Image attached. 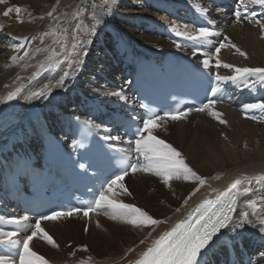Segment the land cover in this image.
Wrapping results in <instances>:
<instances>
[{"label": "bare ground", "instance_id": "6f19581e", "mask_svg": "<svg viewBox=\"0 0 264 264\" xmlns=\"http://www.w3.org/2000/svg\"><path fill=\"white\" fill-rule=\"evenodd\" d=\"M16 6L21 8L23 22L17 20L15 12L2 15L7 8ZM197 6L207 12L199 11ZM168 7L177 10L182 18L167 15ZM53 8L52 16H48ZM183 8L201 12L217 35L197 40L177 36L174 27L194 31L189 28L190 13ZM244 13L251 14L249 19L264 21L261 5L249 4ZM96 20L100 23L92 34L90 29ZM122 36L131 48L135 46L155 54L169 52L181 56L186 53L194 55L202 64L210 59L209 67L220 75H235L234 68L223 67L224 63L264 68V35L259 24L249 23L248 19L237 22L235 15L202 0H5L0 3V37L6 39L0 44V100H3L0 102V148L7 141L18 144L23 140L33 144L31 125L37 115H42L54 130L63 133V118L68 114L96 121L106 111L122 109L130 103L127 68L120 56L124 48ZM21 37L28 39H19ZM220 42L227 46L217 54L215 50ZM74 43L75 49L72 48ZM231 44L244 51L247 58L240 56ZM16 45H22L19 51L14 49ZM53 51L59 63L48 67L47 57ZM25 52L29 55L19 59ZM217 58L222 62L220 66L216 64ZM41 64L45 66L41 68ZM224 83L234 88L229 89L227 100L217 101L212 111L222 113L226 124H221L207 110L192 111L186 118L167 120L153 132L172 144L185 162L205 178L202 187L196 180L183 179H174L165 185L161 177L148 172H136L132 176L129 171L124 177L125 187L134 192L133 197L142 209L154 219L167 223L137 227L111 219L109 209H100L103 213L90 220L83 213H76L57 221H41V226L61 249L39 237H34L29 247L49 264H80L81 261L128 264L135 261L152 240L181 221L197 201L214 194L212 189H226L235 179L247 177L240 186L233 221L207 251L205 263L217 262L215 258L222 261L231 247L238 254L240 249L245 250L249 264H264V232L259 222L264 218V203L258 199L264 197V111L252 109L246 114L243 111L246 104L264 103V81L259 76H247ZM111 86L115 88L112 90ZM17 87L21 88L19 95L7 100V93ZM41 89H45V95L33 96ZM217 176L219 179H215ZM151 180H154L152 185ZM197 187L200 190L185 204L184 200ZM244 187L249 189L247 193L243 192ZM116 193L112 198L119 201H125L128 196L119 188ZM249 200H256L257 208H250ZM97 210L91 212L90 217ZM243 212L248 213L246 222L241 215ZM70 241H83L87 246L73 251L76 245L66 246Z\"/></svg>", "mask_w": 264, "mask_h": 264}, {"label": "snow or ice", "instance_id": "6c2138e0", "mask_svg": "<svg viewBox=\"0 0 264 264\" xmlns=\"http://www.w3.org/2000/svg\"><path fill=\"white\" fill-rule=\"evenodd\" d=\"M4 2L5 0H0V3ZM249 4H258L264 7V0H239L240 7L235 11L236 20L237 22H240L242 19H248L249 23L255 22L259 24L260 29L262 30V35H264V21H254L243 14L247 11ZM197 7L199 11L207 12V9L199 6ZM241 9H243V11H241ZM53 11H55V8H53L52 11H49L47 15L52 16ZM13 12H15L17 20L23 22L20 16L21 8L19 6H16L15 8H7L2 15L9 16ZM252 16L254 17L255 13H252ZM93 19H95V17H93ZM99 23L100 21L96 20V23L91 27L90 31L92 34H95L96 26ZM173 31L177 36H182L188 40L207 39L210 36L217 35V33L210 31L206 27H199L194 31H182L174 27ZM53 35H56V33H53ZM60 35L62 36L63 34L61 33ZM19 39L27 40L28 38L21 37ZM225 40H228V38L225 37ZM88 43L90 44L91 40H88ZM226 46L225 43H221L219 47L216 48L215 52L218 54L220 50ZM20 47H22V45H16L14 46V49L19 51ZM76 47L77 45L75 43L72 44L73 49ZM231 47L234 48L240 56L247 58V54L237 45L231 44ZM36 51L39 52L41 49H36ZM28 55L29 53L25 52L24 56L19 57V59L22 60ZM55 56L56 53L53 51L52 54L47 57L48 67H53L59 63V61L54 59ZM209 63L210 59H205L203 61V66L208 68ZM221 63L222 62L219 58H217V66H220ZM44 66V64L40 65L41 68ZM223 67L229 69L234 68L235 75L217 74L215 80L218 82V85L219 83L228 81L235 82L236 80L247 76H259V78L264 81V68L234 67V65L227 63H224ZM64 75L67 76L68 73H64ZM17 79H19V77H17ZM245 86H247V84H245ZM218 90V86L211 89L213 95H215ZM20 92L21 88L17 87L14 91L7 93L6 99H15ZM43 95H45V89L33 93V96ZM113 95L120 96V93H113ZM121 99H124V97L121 96ZM0 102H3V100H0ZM216 103L217 100L212 99L208 104L197 109L190 108L187 112L177 110L175 112H165L163 116L150 115L143 121V127L138 130L140 133V139L135 142V152L137 153L135 162H130L119 172V174L115 175L107 183V186L101 189L98 198L93 204L89 205L87 208H69L66 211H53L50 215H41L34 224L29 223L28 216L8 220H5L4 217H0V222H6L17 226V231L12 232H7L0 228V242L6 241L12 248H20L22 244L19 264H49L48 260L43 256L38 255L29 247V243L33 241L34 237H39V239L47 241V243L54 248L58 247L53 237L41 226V221H57L61 218L71 217L73 214L81 211L84 216L87 217L90 212H93L96 209H110L111 219L121 220L124 223L137 227H155L167 223L166 220L154 219L147 211L134 204L123 203L112 197L117 194V188L121 189L123 194L131 195V192L123 183L124 177L128 176L129 171L133 173H152L155 176L161 177L165 185H168L171 180L183 179L185 181L196 180L202 187L206 182L205 178L199 176L185 162L183 155L173 147L172 144L159 138L157 135H154L153 132L162 127L163 123H166L167 120L170 119L172 121H177L186 118L187 114L192 111L203 112L208 110L209 114L219 120L221 124H226L227 121L221 118L223 115L222 113L212 111V108ZM252 109H260L261 111H264V103L246 104L244 105L243 111L246 114ZM252 118L255 119V117ZM97 127L99 126L97 125ZM143 133H147V135H144ZM105 139H110V137L105 136ZM140 157L143 159L141 160ZM215 179H219V176L215 177ZM247 180V177L237 178L223 191L212 189L213 192H216L214 198L204 199L188 213L185 219L177 222L169 230L162 232L158 238L152 240L151 245L147 247L146 250L140 253L138 259L135 261H129L128 264H196L197 257L201 254V251L209 245L213 237L216 236L221 229L227 228L229 224L232 223L233 213L236 211L237 196L241 193L240 186ZM199 190V187L195 188L194 191L189 194L188 198L184 200V203L187 204L188 199H191V196L195 195ZM248 191L249 189L247 187L243 188L244 193H247ZM258 199L264 203V197ZM248 206L253 209L257 208V201L249 200ZM177 211H179V209H177ZM241 215L246 222L248 213L243 212ZM259 222L262 225L261 231L264 232V218H260ZM29 228L32 229L31 234L24 236L22 241L13 239V237L19 235L20 231H26ZM141 243H144V241L142 240ZM129 251H132V249ZM0 264H10V262L5 257L0 256ZM80 264H85V262L81 261Z\"/></svg>", "mask_w": 264, "mask_h": 264}, {"label": "rangeland", "instance_id": "374dc122", "mask_svg": "<svg viewBox=\"0 0 264 264\" xmlns=\"http://www.w3.org/2000/svg\"><path fill=\"white\" fill-rule=\"evenodd\" d=\"M160 11H161V10L159 9L158 12H160ZM142 26H143V25H142ZM144 26L147 27V25H144ZM122 37H123V36H122ZM5 40H6L5 38H1V37H0V44H3V43L5 42ZM126 40H127V39H126L125 37L122 38V41L125 42ZM123 49H124V48H122V50H120V51H121V52L124 51ZM126 52H127V51H126ZM123 53H124L123 55L126 54L125 51H124ZM122 58H124V56H122ZM122 58H121V59H122ZM96 63H97V61H96ZM110 88L113 90L115 87H114V86H111ZM206 112H208V110H207ZM131 175L133 176L134 174L131 173ZM153 182H154V180H151V184H150V185H152ZM128 190L131 192V195L126 196L127 198H126L125 201H124V200H121V201H122L123 203H131V204L136 205L137 207L142 208V206H141V205H140V204L134 199V197H133V193H134V192L131 191V189H129V188H128ZM132 192H133V193H132ZM98 210H99V209H98ZM98 210H97V211H98ZM97 211H96L95 214H93L91 217H88V220H90V219L93 218V217L96 218L98 215H101L100 213H103L102 210H100V212H98V213H97ZM109 214L111 215V210H110V209H109ZM69 219H70V218H67V220H69ZM87 225H88V224H87ZM55 242H56V241H55ZM68 243H69V244H66V246H67V245L69 246L70 244H71L72 246H75V245H76L75 248H73V251H74L76 248H79V249L81 248V249H82V248H86V246H87L86 243L83 242V241H82V243H76L75 241H70V242H68ZM56 244L58 245L57 248L61 249V246L58 244V242H56ZM58 251H59V250H58Z\"/></svg>", "mask_w": 264, "mask_h": 264}]
</instances>
